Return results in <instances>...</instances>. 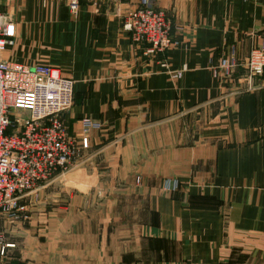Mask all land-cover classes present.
Segmentation results:
<instances>
[{
  "label": "crops",
  "instance_id": "obj_1",
  "mask_svg": "<svg viewBox=\"0 0 264 264\" xmlns=\"http://www.w3.org/2000/svg\"><path fill=\"white\" fill-rule=\"evenodd\" d=\"M152 2L183 30L148 57L124 29L130 2H84L76 15L65 0L0 2L16 26L1 58L60 69L74 84L70 131L96 124L60 202L51 187L32 196L30 221L1 223L14 244L5 264H264V77L236 90L264 0ZM228 56L234 81L215 74Z\"/></svg>",
  "mask_w": 264,
  "mask_h": 264
},
{
  "label": "built area",
  "instance_id": "obj_2",
  "mask_svg": "<svg viewBox=\"0 0 264 264\" xmlns=\"http://www.w3.org/2000/svg\"><path fill=\"white\" fill-rule=\"evenodd\" d=\"M123 1L133 5L125 12L124 29L138 46L146 45V56L164 53L177 44L170 17L152 0H65L73 15L84 2ZM15 36L14 22L0 7V213L9 210L12 215L20 209L17 200L66 170L89 149L96 125L91 118H83L79 132L70 133L64 118L74 104V84L60 69L1 58L15 43ZM259 37L260 43L250 50L245 63L250 81L246 80L254 88V79L264 76V31ZM238 65L235 56L221 59L215 74L229 78Z\"/></svg>",
  "mask_w": 264,
  "mask_h": 264
},
{
  "label": "rangeland",
  "instance_id": "obj_3",
  "mask_svg": "<svg viewBox=\"0 0 264 264\" xmlns=\"http://www.w3.org/2000/svg\"><path fill=\"white\" fill-rule=\"evenodd\" d=\"M163 11H165V10H163ZM165 12L168 14V16L171 19L172 18L170 16L171 14H169L167 11H165ZM171 21H172V19H171ZM174 26H175V30H177V29L178 30H183L182 26L175 25L172 22V34H173V31H174ZM173 38L175 39L174 35H173ZM175 40L177 41V39H175ZM132 42L134 44V47L138 46L133 40H132ZM177 44H178V41H177ZM139 47L141 49L145 50L146 45L145 44L139 45ZM168 51H166V52H164L162 54H166ZM248 55H247V57H248ZM228 57H230V56H228ZM222 59H224V58H222ZM244 69L245 70L237 78V79H239L238 80L239 84H238V87H237L236 90H237V93H239V94H241L243 92H249V91L255 90L254 87L252 86V83L248 82V81H250L249 78H248V70L246 68H244ZM237 71H238V69L235 70L234 72H232L229 78H224L223 79V78H220L219 76H217V77L220 80H224V81L225 80L231 81L232 79L234 81L235 75L237 76V74H236ZM178 75L179 74H175L174 77H177ZM246 77H247L248 81L246 80ZM262 77H264V76H262ZM253 83H254V81H253ZM74 102H75V94H74ZM81 121L82 120H80V126H79L77 132H79V130H80ZM68 129H69V127H68ZM69 131H70V129H69ZM77 132H71L70 131L71 134H76ZM90 140H91V136H90ZM89 158H90V147H89V149L83 150L81 155L79 157H77L76 160L66 170L56 174L54 176V178H52L51 180L43 183L41 186H38L37 188H35L31 192H29L27 195H24L19 200H17L18 202L16 204H18V208H20V209H18L15 212L14 215H12V213L9 210H5V211L1 212L0 213V225H1L2 222H5V223L7 222L8 224H11V225L14 226V224H17L18 222H22L23 221V223H27L28 221H30V216L28 217L26 206L29 205L28 207L31 208V209H32L33 205H34V207L36 206V204H35L36 202L34 200L31 201L32 196L34 195L35 198H41V197H39L40 193H42L41 191L50 190L51 187H54V189H52L48 194H51L49 196H51L53 200H57V204H58V201L60 202V198H61L60 195H59V191H60V188H61V186L63 184V183H61L60 180L62 178H64V176L72 173L74 170H77V168L82 166ZM143 181L144 180H143V176L142 175L138 174V175L135 176V185L141 186V185H143ZM165 189L168 190V191L176 192V191L179 190V187L177 186V184H174V186L171 187L169 184L166 183L165 184ZM35 198H33V199H35ZM30 213H31V211H30ZM13 246H14V244H12V242H8L6 240L5 232L3 231V229L1 230V227H0V264H5L6 263V260H7V258L10 255V249L13 248ZM2 247L5 248V253L4 254H1ZM234 264H251V263L248 262L245 258H243V260L241 262H235Z\"/></svg>",
  "mask_w": 264,
  "mask_h": 264
}]
</instances>
